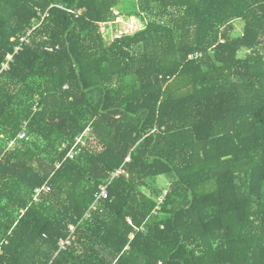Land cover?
<instances>
[{
	"label": "trees",
	"instance_id": "obj_1",
	"mask_svg": "<svg viewBox=\"0 0 264 264\" xmlns=\"http://www.w3.org/2000/svg\"><path fill=\"white\" fill-rule=\"evenodd\" d=\"M0 264H264V0H0Z\"/></svg>",
	"mask_w": 264,
	"mask_h": 264
},
{
	"label": "rangeland",
	"instance_id": "obj_2",
	"mask_svg": "<svg viewBox=\"0 0 264 264\" xmlns=\"http://www.w3.org/2000/svg\"><path fill=\"white\" fill-rule=\"evenodd\" d=\"M236 31L239 34L241 32V24L239 21H235ZM142 25H140L139 19L134 16H124L120 18V21H117L115 24H105L102 25V29L104 32V36L109 37V35H115L116 33H131L140 29ZM156 186L165 187L167 185V179L163 176H160L156 179Z\"/></svg>",
	"mask_w": 264,
	"mask_h": 264
},
{
	"label": "built area",
	"instance_id": "obj_3",
	"mask_svg": "<svg viewBox=\"0 0 264 264\" xmlns=\"http://www.w3.org/2000/svg\"><path fill=\"white\" fill-rule=\"evenodd\" d=\"M46 15H47L46 12H45L44 14L40 15V20H39L36 24H34V26L31 28L30 31H28V32L26 33L25 36H22V37L20 38L21 45H22L23 43H25V42H28V40H29V34L31 33V31H32L36 26H38L37 24L40 23L41 20H42ZM21 45L15 47L14 52H17L19 49H21ZM47 49H48V50H51V48H47ZM10 60H12V57H10V58L8 59V61H6V62L3 64V67H2V68H6V67H7V64H8V62H9ZM22 136H23V135H22ZM81 138H82V135H80V136L77 138V141H80ZM69 154H71V152H70ZM118 173H119V170H117L116 172H114V176L118 175ZM44 189H46V188H45V187L36 188V189H35V192H34V195H33V199H34V200H37V199H38V195H39V193H40L42 190H44ZM106 197H107L106 186H105V185H101V186L99 187V193L97 194V197H96V198L99 199V198H106ZM158 202H159V203L162 202V196H160V197L158 198ZM70 229L72 230V233H73V231H74V227H73V226H70ZM73 237H74L73 235H70L68 238L60 240V241H59V245H60V247H61V248H65L66 245H68V244L70 243V241L73 239Z\"/></svg>",
	"mask_w": 264,
	"mask_h": 264
}]
</instances>
